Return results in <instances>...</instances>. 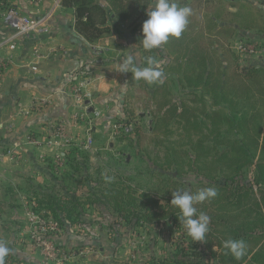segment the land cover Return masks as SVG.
Segmentation results:
<instances>
[{"label":"rangeland","instance_id":"obj_1","mask_svg":"<svg viewBox=\"0 0 264 264\" xmlns=\"http://www.w3.org/2000/svg\"><path fill=\"white\" fill-rule=\"evenodd\" d=\"M228 1L192 0L190 6L195 12L189 17L206 11V7H219L218 11L223 12ZM246 42L249 40L243 39L242 43ZM250 43L255 45V53H240V43L232 40L221 59L216 54L211 57L216 58L217 64L220 61V68L229 76L235 71L243 72L254 65L243 60L257 53L261 57L259 52H264L258 49L264 40ZM178 93L187 100L202 94L186 87H179ZM189 103L197 111L203 107L198 101ZM134 105L135 112L125 118L136 122L133 136L115 137L109 132L98 135L95 143L88 126L83 128L82 139L71 138L60 121H51L47 131H29L20 137L21 145L0 150V245L8 249L3 257L5 264H172L173 259L198 256V250L193 248L195 242L181 223L172 222V217L167 219L171 211L179 214L178 209L171 204L165 206L157 196L176 190L194 193L208 187L202 175L186 170V162L182 166L185 173L180 176L166 168L170 145L194 139L195 131L187 135L172 124L170 134L162 131L152 134L149 127L153 108L149 101L140 95ZM80 116L74 118V123L86 117ZM58 127L63 135L55 140L53 135ZM203 133L206 144L214 145L213 135L206 129ZM87 136L92 137L93 144L86 148ZM175 155L180 158L178 152ZM21 157L28 159H24L25 163L18 160L17 165L16 159ZM114 173L125 178L120 179ZM255 173L253 167H247L242 178L252 183ZM168 176L177 184L166 181ZM114 182L118 187H139L148 194L137 200L132 195L125 199L120 196L119 202L126 203L120 213L114 208L116 199L107 193ZM72 195L82 196V203L67 220L65 211L55 202H63ZM152 200L165 207H154ZM195 206L198 212L211 211L201 203ZM184 252L194 255L181 256Z\"/></svg>","mask_w":264,"mask_h":264},{"label":"crops","instance_id":"obj_2","mask_svg":"<svg viewBox=\"0 0 264 264\" xmlns=\"http://www.w3.org/2000/svg\"><path fill=\"white\" fill-rule=\"evenodd\" d=\"M11 2L20 13L44 20L49 31L40 36L19 37L12 50L0 47L1 56H10L8 66L0 71V150L21 145L20 137L29 131H47L51 121H60L71 138L82 139L83 128L88 126L96 143L98 135L110 132L113 121L125 120L135 112L134 103L140 95L147 98L151 108L167 98L178 106L184 101L188 103L178 93L179 87L187 83L184 74L188 53L203 51L221 59L232 40L239 43L243 39L253 43L264 40V31L241 25L250 20L256 27L259 21L264 23V0H230L223 12L218 11L219 7H206V11L188 17L179 37H170L154 51L144 50L139 42L150 0H92L90 19L103 30L93 42L76 31L74 7L63 6L61 0H39L36 4L24 0ZM175 2L193 8L192 0ZM10 33L0 21V42ZM258 49L264 50V45ZM130 53L141 67L147 66L148 57H158L162 72L158 84L137 81L131 73L120 72V61ZM257 54L242 62L264 66V52H259L261 57ZM83 82L80 94L84 93V105L79 108L75 91ZM166 107L162 105L163 109ZM78 115L86 117L74 123ZM24 159L28 158H18L15 163L19 165L18 160Z\"/></svg>","mask_w":264,"mask_h":264},{"label":"trees","instance_id":"obj_3","mask_svg":"<svg viewBox=\"0 0 264 264\" xmlns=\"http://www.w3.org/2000/svg\"><path fill=\"white\" fill-rule=\"evenodd\" d=\"M91 3L92 0H61L63 6L74 7L75 29L89 42L95 41L103 31L90 19ZM257 24L258 27L250 20L241 25L264 31V23L259 21ZM188 54L185 87L202 93L199 97L194 95L189 102L198 101L203 107L197 111L189 102H181L178 106L171 102V98L162 103L158 101L152 111V126L149 130L152 134L161 131L170 134L171 125L176 124L187 135H192L191 131H195L194 139L170 145L168 149L171 153L167 158L166 168H171L176 176H180L185 173L182 166L186 162V170L202 175L209 183L208 187L216 189L217 195L201 203L205 208L210 207L211 211H202L210 217V221L205 241L195 242L193 245L194 250H198V256L189 260L173 259L170 263L264 264V66L251 65L243 72L235 71L229 76L210 54L203 51ZM159 89L162 90L163 87ZM163 93L168 94L167 91ZM204 96H208V99ZM162 105L167 107L163 109ZM136 128L135 122L134 131ZM204 129L213 135L214 145L206 144ZM184 145L187 147H182ZM176 152L180 158L175 155ZM247 167H253L256 172L252 183L242 178ZM114 175L120 179L125 178L118 173ZM171 179L168 176L166 181L171 183ZM173 182L174 185L177 184L176 181ZM138 190L139 187H118L114 182L107 193L116 199L114 208L121 213L125 210L122 205L126 203L119 202L120 196L125 199L132 195L137 200L148 194L146 190L136 193ZM157 196L165 202V206L170 205V192ZM152 202L153 206L156 205L154 207H165L157 200ZM79 203H82L80 195L55 202L59 209L65 211L67 220L75 213ZM178 216L179 214L171 211L167 219L172 217L171 221L178 224ZM228 239L245 241L246 254L240 260L234 259L224 248V241ZM187 254L192 253L184 252L181 256ZM4 262L5 260L3 264Z\"/></svg>","mask_w":264,"mask_h":264},{"label":"clouds","instance_id":"obj_4","mask_svg":"<svg viewBox=\"0 0 264 264\" xmlns=\"http://www.w3.org/2000/svg\"><path fill=\"white\" fill-rule=\"evenodd\" d=\"M191 12V8L182 6L175 0H150L145 8L147 18L141 25L139 42L142 48L156 49L170 37H179L188 23ZM135 61L136 57L130 53L120 61V72L131 73L135 80H143L149 84L160 81L162 72L156 59L148 58L145 67H141ZM216 195L217 191L214 187L201 188L194 193L182 190L171 192L170 204L178 209V220L194 242L205 241L210 221V217L204 212H198L195 205L212 199ZM223 246L236 260H240L246 254L247 245L242 239L225 240ZM7 253V247L0 245V264H3V257Z\"/></svg>","mask_w":264,"mask_h":264},{"label":"built area","instance_id":"obj_5","mask_svg":"<svg viewBox=\"0 0 264 264\" xmlns=\"http://www.w3.org/2000/svg\"><path fill=\"white\" fill-rule=\"evenodd\" d=\"M24 1L30 4H36L39 2V0ZM0 21L3 23L4 26L11 30L10 35H8L0 42V47H5L9 50L16 48L17 40L21 36H40L46 34L49 31V27L47 26L44 20L20 13L19 10L12 4L11 0H0ZM255 48V45L250 42L240 43L239 45L240 53H245L246 51L249 53H255ZM9 58L10 56L0 55V71H3L8 66L10 62ZM32 68L34 69V67ZM84 82L75 91V103L78 105L79 108H82V106L84 105V93L82 95L80 94V88L84 86ZM62 132V128H56L53 138L55 140L61 138V136L63 135ZM110 133L112 136L115 137L133 136L134 124L132 121L126 119L113 121L110 125ZM52 143L55 142H53L52 140ZM92 144V137L88 136L85 141V147H91Z\"/></svg>","mask_w":264,"mask_h":264},{"label":"water","instance_id":"obj_6","mask_svg":"<svg viewBox=\"0 0 264 264\" xmlns=\"http://www.w3.org/2000/svg\"><path fill=\"white\" fill-rule=\"evenodd\" d=\"M86 104H88V102H86ZM93 109L91 108V109H88V111H92Z\"/></svg>","mask_w":264,"mask_h":264}]
</instances>
